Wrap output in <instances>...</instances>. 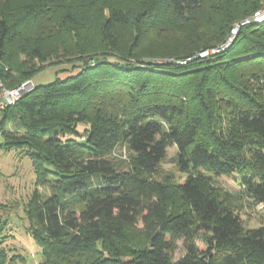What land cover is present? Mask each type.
Masks as SVG:
<instances>
[{"label": "trees", "instance_id": "obj_1", "mask_svg": "<svg viewBox=\"0 0 264 264\" xmlns=\"http://www.w3.org/2000/svg\"><path fill=\"white\" fill-rule=\"evenodd\" d=\"M263 4L0 0L7 88L48 61L80 69L7 109L13 133L0 119L6 150L49 167V196L35 192L26 211L41 264H264V225L246 230L236 212L264 207V22L211 53ZM122 143L131 171L112 158ZM168 149L185 174L175 183L152 179ZM18 261L0 248V264Z\"/></svg>", "mask_w": 264, "mask_h": 264}, {"label": "rangeland", "instance_id": "obj_2", "mask_svg": "<svg viewBox=\"0 0 264 264\" xmlns=\"http://www.w3.org/2000/svg\"><path fill=\"white\" fill-rule=\"evenodd\" d=\"M181 45L178 43L176 49H180ZM70 63L72 65L73 61ZM71 65L69 62L62 60L48 61L32 77L31 82L35 87H43L56 80H64L75 76L80 69L73 68ZM13 113L15 114L14 111ZM4 115L6 124L3 129L7 133H13L15 127L13 118H11L12 112L6 114L0 112V119ZM82 127L80 126L79 130H82ZM6 132L4 131V133ZM3 145L4 140L0 135V248L6 251L10 257H16V260H19L17 264H41V248L28 233L29 220L26 211L35 192L39 194L40 200H44L49 196L50 183H44L41 175L43 170H49V167L43 165L41 169H37L24 153L15 149L6 150ZM129 157V151L124 143L118 145L112 154V158L117 164L116 167L125 171H131ZM176 158V151L168 149L165 158L157 166V174L152 176V179L160 181L166 179L171 183L184 179L185 174L179 171ZM44 181L46 182V180ZM213 183L216 188L227 192L234 199L235 205L243 204V194L239 187L227 179L214 180ZM236 212L239 214L246 230L257 229L264 225L263 210L244 205L241 210L236 209ZM135 231L142 233L144 228L139 223ZM196 244L198 247L202 245L199 240ZM182 255V242L178 241L175 244L171 263L181 258Z\"/></svg>", "mask_w": 264, "mask_h": 264}, {"label": "built area", "instance_id": "obj_3", "mask_svg": "<svg viewBox=\"0 0 264 264\" xmlns=\"http://www.w3.org/2000/svg\"><path fill=\"white\" fill-rule=\"evenodd\" d=\"M262 22H264V4L258 12L234 25L226 41L211 53H218L227 48L232 43L240 27L251 23L260 24ZM207 55L208 53L204 52L200 57ZM34 89L35 86L29 80L14 88H7L0 78V112H5L7 109L13 107L23 96L29 94ZM259 209L264 211V207H260Z\"/></svg>", "mask_w": 264, "mask_h": 264}]
</instances>
